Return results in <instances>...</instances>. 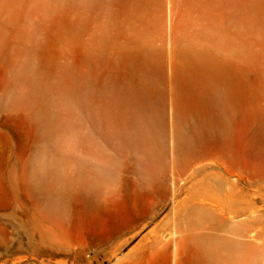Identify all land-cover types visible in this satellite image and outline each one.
Returning a JSON list of instances; mask_svg holds the SVG:
<instances>
[{"label":"rangeland","instance_id":"1","mask_svg":"<svg viewBox=\"0 0 264 264\" xmlns=\"http://www.w3.org/2000/svg\"><path fill=\"white\" fill-rule=\"evenodd\" d=\"M206 1L209 7L203 18L209 30H217L215 22L244 47L252 60L248 81L260 84L264 0ZM7 2L22 19L16 23L7 11L0 15L4 46L0 57V264H195L199 256L206 258L199 239L234 245L223 251L216 264H264V133L258 114L264 111V94L254 105L251 100L237 104L232 100V108L223 104L229 124L226 132L214 128L208 133L195 118L190 119L183 130L192 137L193 156L178 177L173 71L183 69L178 57L182 37L178 35L181 43L174 57L168 29L158 44L163 78L157 76V57L148 70L133 71L126 65L120 73L96 59L98 88L96 92L90 85L85 88L81 108L75 104L76 0H0V4ZM193 16L198 18L199 12ZM245 18L257 27L261 41L249 35ZM102 19L93 26H100ZM172 22L179 25V17ZM59 29L67 34L57 36ZM47 45L52 46V58L44 64ZM145 75L154 82L138 83ZM129 85H138L136 90L146 95L151 107L154 104L151 113L161 112L164 119L165 140L156 144V163L164 169L151 178L144 176L146 171L139 165L146 158L142 140L138 138L137 149H132L121 139L129 127L115 99L127 94ZM44 116L53 118L51 129L43 127ZM49 159L62 164L63 176L71 179L81 171L93 177L97 167L113 172L91 198L106 201L95 225L88 223L85 187L73 180L70 190L56 192L80 227L70 229L65 241L56 220L61 209L25 186L32 168ZM161 239L168 244L164 249L155 246Z\"/></svg>","mask_w":264,"mask_h":264},{"label":"bare ground","instance_id":"2","mask_svg":"<svg viewBox=\"0 0 264 264\" xmlns=\"http://www.w3.org/2000/svg\"><path fill=\"white\" fill-rule=\"evenodd\" d=\"M252 1V0H244ZM206 0H76L78 7V21L74 29L75 42L78 48V75L76 90L78 98L75 102L84 108V90L90 85L93 92L98 88L96 72V59L105 64L115 73H120L122 66L133 71L141 72L157 57L156 67L158 78L164 77L162 66V53L157 49L160 41L165 39L167 29L171 32L170 44L171 57L176 55V48L181 43L178 35L182 37V46L178 55L183 69L173 71V85L175 97V130L173 141L179 155L176 163L179 165L178 177L189 167L193 156L192 137L183 130V126L190 119L195 118L199 128L211 133L214 128L228 131L229 124L223 114L225 104L232 108L244 100H251L256 104L264 94V71L260 73L261 83H249L247 73L251 67V57L244 47L235 44L226 33L217 28L211 32L203 15L208 10ZM12 13L13 20L18 23L22 14L10 2L0 4V15L4 12ZM199 12L198 18H193ZM105 15V16H104ZM104 16V21L102 19ZM179 17V25L172 20ZM97 19H102L100 26L94 27ZM177 20V19H176ZM245 28L249 35L257 41L262 38L257 33V27L245 18ZM16 32H19L16 26ZM57 36H64L67 31L59 29ZM52 46L44 48L45 58L43 63L51 62ZM4 53V46L0 44V57ZM239 59L238 62H235ZM27 61L25 69L30 68ZM154 82L151 75L140 76L138 83L146 86L147 82ZM138 85L128 86V93L115 99V106L121 111L123 122L128 130L121 135L123 143L128 148L137 149V139L144 143L143 155L140 164L146 171L145 177H153L164 166L157 164L159 160L160 145L165 140L163 131V117L161 112H152L150 101L146 95L136 90ZM174 96V94H173ZM191 109V110H190ZM193 110V111H192ZM147 112V113H146ZM262 118L261 131L264 133V111H258ZM100 115L97 113V121ZM51 116H44L43 127L51 129L53 125ZM133 137H129V135ZM114 136V135H113ZM96 175L87 176L82 171L74 178L64 177L62 164L56 160H43L32 168L25 178V186L35 195L49 202L51 206L58 205L61 209L59 219L60 234L64 239L70 229L79 230L73 216L67 211L63 197L56 195L58 190L68 191L76 180L88 193L89 211L88 223L95 225L98 222V211L105 207L106 201L94 202L91 198L96 195L101 185L113 177L112 169L97 167ZM177 177V178H178ZM53 233L49 234V237ZM69 236H67L68 238ZM51 241L52 239H47ZM65 241V239H64ZM67 241V240H66ZM199 248L205 253L206 258L198 257L195 264H216L222 260L223 251L233 248V244L225 241L205 243L199 239ZM66 242H64V245ZM68 243V242H67ZM69 244V243H68ZM166 240H157L155 246L164 249Z\"/></svg>","mask_w":264,"mask_h":264}]
</instances>
